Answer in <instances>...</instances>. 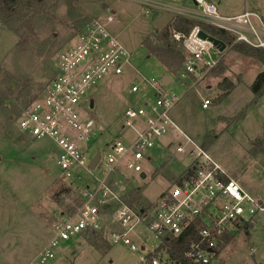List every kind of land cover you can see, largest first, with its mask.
<instances>
[{
	"label": "rangeland",
	"instance_id": "1",
	"mask_svg": "<svg viewBox=\"0 0 264 264\" xmlns=\"http://www.w3.org/2000/svg\"><path fill=\"white\" fill-rule=\"evenodd\" d=\"M188 1L187 4L166 2L192 7L193 2ZM209 1L215 2L224 14L242 13L245 9L264 14V0ZM47 5L54 9L55 20L37 19L33 35L25 31L19 37L0 21V264H26L51 237L54 222L69 214L67 206L77 204L78 198V194H64L61 197L64 201L56 202V193L69 186V181L62 178L55 144L49 139L32 140L22 131L18 119L26 107L13 121L9 116L15 107H23L22 101L28 95L36 99L43 92L53 78L59 52L91 21L109 14L114 18L110 26L112 33L132 54L131 67L88 94L93 103L88 118L94 121L97 132L88 160L98 151L105 160L111 154L108 146L133 138V130L123 128V114L127 108L138 109L146 103H155L156 93L150 84L155 80L179 98L170 117L190 142L172 132L175 136H171L163 149L151 151L152 163L143 162L148 179L142 180L140 174L120 168L123 179H133L126 190L140 187L148 202L157 201L191 162L187 153L176 152V146L182 144L187 150L193 146L207 150L231 179L257 200H264V94L255 100L251 90L264 70L260 62L233 51V46L228 45L217 67L204 75L181 77L183 66L170 73L143 45L146 38L153 39L156 31L169 24L176 16L173 13L162 10L158 15L145 14L141 5L131 0H47ZM168 43L175 52L182 53L171 35ZM169 76L172 82L165 86L164 77ZM134 86L137 92L131 91ZM227 89L231 92L224 97ZM205 100L210 105L203 109ZM140 125L137 123L136 129ZM166 138L170 139L166 136L162 141ZM73 172L76 186L83 188L92 183L93 176L85 167H75ZM116 194L119 201H114L106 211L100 210L101 230L89 229L63 243L58 264L151 263L149 256L156 251L160 240L145 227L138 225L129 234L139 251L132 252L113 243L111 234L125 231L112 214L127 193L121 195L117 190ZM247 228L233 230L231 239L224 242L209 264H264V213ZM162 259L170 262L165 254Z\"/></svg>",
	"mask_w": 264,
	"mask_h": 264
},
{
	"label": "built area",
	"instance_id": "2",
	"mask_svg": "<svg viewBox=\"0 0 264 264\" xmlns=\"http://www.w3.org/2000/svg\"><path fill=\"white\" fill-rule=\"evenodd\" d=\"M131 1L141 5L142 13L167 10L176 17L224 32L232 40L225 43V51L228 45L240 43L264 49V18L255 11L245 9L240 14L225 16L209 0H191L197 12L170 4L184 0H166L169 4L165 0ZM113 23L112 14L104 19H94L59 52L53 78L18 119L22 131L32 140L49 139L55 144L62 178L69 181V186L81 201L75 212L63 214L54 222L51 237L27 264H58L63 243L86 230H101L100 210H108L114 201L120 199L116 191L121 181L116 177L128 180L123 179L120 168L140 174V178L145 180L147 176L144 179L141 177L146 173L143 162L152 163L151 151L161 149L163 138L175 132L190 142L170 117L179 98L152 80L150 84L156 93L155 103H146L138 109L127 108L122 117L123 128L134 130L135 137L108 146L111 154L102 160L100 152V160L94 170L89 168L93 159L89 161L87 154L97 132L94 121L88 118L92 103L88 94L107 79L122 76L131 67L132 54L112 33L110 26ZM200 31H203L201 27L194 25L188 34L171 33V38L181 46L185 56L181 77L204 75L223 59L224 51L220 52L211 42L201 39L198 36ZM131 91L137 92V86ZM208 105L210 101L205 100L203 108ZM137 123H141L139 129H136ZM193 147L187 150L182 144L176 146V152L187 153L191 162L178 175L173 186L151 203L147 211L134 210L121 202L112 215L125 231L111 234L114 244L119 243L132 252L139 251L129 237L138 225L157 237L160 244L168 234L178 237L188 231L191 240L187 258L196 264H209L217 254L223 235L254 223L264 213L263 200H257L240 183L231 179L207 150ZM75 167H85L93 176L92 183L83 188L76 186ZM163 254L153 258L150 264H170L162 259Z\"/></svg>",
	"mask_w": 264,
	"mask_h": 264
},
{
	"label": "trees",
	"instance_id": "3",
	"mask_svg": "<svg viewBox=\"0 0 264 264\" xmlns=\"http://www.w3.org/2000/svg\"><path fill=\"white\" fill-rule=\"evenodd\" d=\"M54 9L47 5V0H0V21L1 24L17 34L19 37L23 35L22 32H27L28 35L35 34V26L37 19H47L49 21L55 20ZM194 25H199L201 29L207 32L210 36H213L224 43L228 44L232 40L224 32L218 31L206 24H200L193 20H189L181 17H173L169 24L166 25L161 31H156L154 38H146L143 41L144 47L148 52L153 55L170 73H174L180 70L181 66L185 61V56L182 53H177L173 49V45L168 43V38L172 31L180 32L182 34H188ZM163 42V43H162ZM162 43V44H161ZM233 51L238 52L246 57L254 59L260 62L264 67V49H256L248 46L244 43L235 44ZM252 92L255 94L256 99L260 98L264 94V70L256 77L253 85L251 86ZM231 92L227 89L224 97ZM1 93V92H0ZM36 96H27L26 100L22 101L23 107H15L12 111V115L9 116L10 120L13 121L15 117H18L22 108L28 107L30 103L34 101ZM17 112V113H16ZM13 119V120H12ZM77 195V193L70 186H63L56 195V202H63L62 195ZM78 197V195H77ZM124 204L137 211H147L152 206L143 196V189L132 188L126 196L121 200ZM74 205H68L67 210L69 214L76 211L77 207L80 206V198L75 199ZM102 211H104L102 209ZM253 223L244 226L245 230L250 227ZM88 230H86L87 232ZM94 233V231L92 232ZM231 235L226 233L220 239L221 244L218 245V250L224 244L231 239ZM190 236L188 231H185L178 237L171 236L170 234L162 238L161 244L158 246L149 258L160 257L161 253L167 255L170 260V264H196L193 263L186 254L190 251ZM217 250V252H218ZM150 259V261L152 260Z\"/></svg>",
	"mask_w": 264,
	"mask_h": 264
},
{
	"label": "crops",
	"instance_id": "4",
	"mask_svg": "<svg viewBox=\"0 0 264 264\" xmlns=\"http://www.w3.org/2000/svg\"><path fill=\"white\" fill-rule=\"evenodd\" d=\"M191 1V0H190ZM189 1L187 0V2H186V0H184V2H183V4H187ZM214 4H216L215 2H214ZM193 6L192 7H190V6H179V7H184V8H187V9H190V10H194V11H196L197 12V7L194 5V3L192 4ZM177 6V5H176ZM219 9V8H218ZM220 11V10H219ZM221 12V11H220ZM240 12L241 11H238V12H235V13H232V14H230V13H228V14H224V13H221L222 15L224 14L225 16H232V15H237V14H240ZM160 12H156V13H154L155 15H158ZM262 13V16H264V14H263V12H261ZM176 17V16H175ZM264 18V17H263ZM172 19V18H171ZM165 71H166V69H165ZM165 78V77H164ZM169 78H170V81H168L166 84H164V82H163V84L165 85V86H167L169 83H171L172 82V76H169ZM202 107H203V105H202ZM204 109V108H203ZM133 132H134V136H133V138L135 137V131L133 130ZM125 133V130H124V132H123V134ZM171 136H175L174 135V133H171L168 137L170 138V139H167L166 138V140L163 142L162 141V143H161V149H163V146L164 145H166L170 140H171ZM132 138V139H133ZM132 139H130V140H132ZM130 140H127L126 139V141H130ZM172 143V142H171ZM54 152V151H53ZM219 164V163H218ZM144 178H146V176H147V179H148V174L147 173H145L144 174ZM178 177V176H177ZM143 178V179H144ZM116 179L118 180V181H121L120 183H121V185H120V187H119V192L121 193V195H123V194H125V193H128L129 191H127L126 190V186L127 185H130L131 186V184H132V182H133V179H132V181L131 180H127V181H125V180H122V178H120V177H116ZM177 179V178H176ZM176 179L174 180V182L176 181ZM89 185V184H88ZM243 187V186H242ZM244 188V187H243ZM245 189V188H244ZM246 190V189H245ZM249 192V191H248ZM264 201V200H263ZM254 224V223H253ZM29 262V261H28ZM27 262V263H28ZM26 263V264H27Z\"/></svg>",
	"mask_w": 264,
	"mask_h": 264
},
{
	"label": "water",
	"instance_id": "5",
	"mask_svg": "<svg viewBox=\"0 0 264 264\" xmlns=\"http://www.w3.org/2000/svg\"><path fill=\"white\" fill-rule=\"evenodd\" d=\"M198 36L201 39H203V40H207V41L211 42L216 48L219 49L220 52H223V51L226 50L227 46H226V44L223 41H221V40H219V39H217V38H215L213 36L208 35L204 31H200ZM168 81H170L169 77H165L164 80H163L164 84H166ZM91 107H93V103H91ZM99 160H100V151H98L96 153L95 157L90 162L89 168L91 170H94V168L97 165V163L99 162ZM141 177L144 178L145 177L144 174H141Z\"/></svg>",
	"mask_w": 264,
	"mask_h": 264
}]
</instances>
